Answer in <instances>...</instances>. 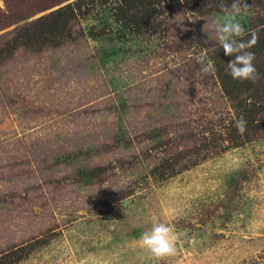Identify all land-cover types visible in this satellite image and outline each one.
<instances>
[{
	"label": "rangeland",
	"instance_id": "1",
	"mask_svg": "<svg viewBox=\"0 0 264 264\" xmlns=\"http://www.w3.org/2000/svg\"><path fill=\"white\" fill-rule=\"evenodd\" d=\"M73 1L0 0V256L264 264V115L233 138L240 111L215 72L225 9L166 11L135 33L97 8L59 44L17 39ZM257 1L238 17L245 33ZM157 222L177 249L159 260L139 242Z\"/></svg>",
	"mask_w": 264,
	"mask_h": 264
},
{
	"label": "trees",
	"instance_id": "2",
	"mask_svg": "<svg viewBox=\"0 0 264 264\" xmlns=\"http://www.w3.org/2000/svg\"><path fill=\"white\" fill-rule=\"evenodd\" d=\"M64 1L61 0V2ZM232 2L233 0H74L29 22L24 31L20 30L17 39L22 38L27 44L39 43L40 46L59 44L69 36V26L75 18L94 15L93 11L97 8H99L97 12L104 15L101 19L103 22L111 20L122 31L136 33L150 29L153 21L160 18L166 11L185 7L188 11L200 14L206 12L207 7L215 11L226 9L231 6ZM247 2L251 4L252 0H247ZM256 22L254 27L249 28V24L245 25L242 21L248 30L239 39H249L252 32L257 34V42L248 50L254 53L253 63L257 69L258 78L255 81L234 80L227 71V64L231 57L224 54L222 47L215 63V72L223 93L239 109L238 119L243 118L247 122L244 132L246 137L248 128L257 124L260 115H264V16ZM5 50L8 51V49L0 51V56ZM261 124L263 125L264 121ZM234 130L233 138H239L240 133L235 126ZM27 247L29 246L21 247L20 251H24ZM11 257H14L13 262L22 259V256H17L15 251H12L0 256V264H12L10 262L12 260L7 262V259Z\"/></svg>",
	"mask_w": 264,
	"mask_h": 264
},
{
	"label": "clouds",
	"instance_id": "3",
	"mask_svg": "<svg viewBox=\"0 0 264 264\" xmlns=\"http://www.w3.org/2000/svg\"><path fill=\"white\" fill-rule=\"evenodd\" d=\"M246 7L247 0H233L231 6L225 9V14L215 23V32L224 54L231 57L227 64L228 74L234 80L255 81L258 78V72L253 63L254 53L248 49L257 42V34L252 32L249 39H239L245 34V28L238 17ZM201 71L208 73L214 71V67L211 64L202 63ZM246 124V120L240 118L235 122V127L239 133L243 134L246 131ZM139 242L158 260L175 255L177 250L173 229L162 222L153 223L150 229L142 232Z\"/></svg>",
	"mask_w": 264,
	"mask_h": 264
}]
</instances>
